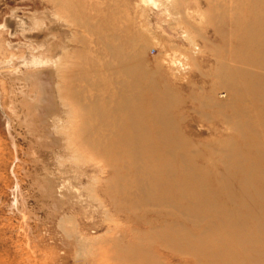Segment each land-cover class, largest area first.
Listing matches in <instances>:
<instances>
[{"label":"rangeland","instance_id":"1","mask_svg":"<svg viewBox=\"0 0 264 264\" xmlns=\"http://www.w3.org/2000/svg\"><path fill=\"white\" fill-rule=\"evenodd\" d=\"M156 1L0 0V264H264V0ZM27 11L61 48L22 120Z\"/></svg>","mask_w":264,"mask_h":264},{"label":"bare ground","instance_id":"2","mask_svg":"<svg viewBox=\"0 0 264 264\" xmlns=\"http://www.w3.org/2000/svg\"><path fill=\"white\" fill-rule=\"evenodd\" d=\"M150 1L154 2L156 5L158 3L156 0H150ZM66 6L67 5L65 3L57 1V3L54 5V9L57 12L67 16V18L71 19L77 26L84 27L82 22L76 16L72 15L71 13H69L67 11ZM15 13H16V11H15ZM25 14L32 21L33 26L36 27L35 29H37V30L39 29V30L38 31H36L35 29H34L35 31L27 30V31H24L25 33L22 31L24 33V36L26 37V40H27V42L25 41L26 44L29 46L31 44H34L33 46L29 47L28 55L22 59V61H24V63L27 65L26 71L22 72L21 74H19L17 76L18 78L23 79L25 82V87L22 89V93H21L22 94V100L21 101H22V105H23V114H22V116H20V118L22 120H25L28 117H30V119H31L36 115V109L33 107L34 109L31 110L30 105L31 104L35 105L36 102L39 101V96H40V90H39L40 84H39V81H38L37 76H36L37 69L38 68H40V69L46 68V67L47 68L48 67H57L56 66L57 65V51H58L57 49L61 48L60 43H59V41H60L59 39H61V38L58 36V34H55L54 32H52L48 28L49 25L53 24V21L51 19H49L47 15H45V17H41L37 13H33L32 11H27ZM43 14H45V13H43ZM14 16H16V15L13 14L12 17H14ZM6 22H7L8 26L13 25V23L15 22L16 23L15 26L18 25V28L22 27L21 28L22 30L25 27V20L22 17L16 16V19L14 20V22L11 19H7ZM29 26H31V25L29 24ZM43 26L45 27L44 30H42ZM15 28H14V33H16ZM50 28H52V27H50ZM29 29H30V27H29ZM40 30H42L41 33H40ZM16 31H17V29H16ZM18 32H21V31H18ZM95 33H97V32H95ZM97 39L98 38L96 37V40ZM32 42H34V43H32ZM16 45L17 44H14L13 46H16ZM94 47H95V45H94ZM126 47H127V45H126ZM126 47L124 45V48H126ZM124 48H123V46L117 47V46L110 45L107 47V49L104 50V52L101 51V49H100L95 55L98 58V60H100V61H102V59H104L103 64H104V67L108 68V72H109V68H111V66H113L115 62L123 63L121 66V71H123V73L124 74L126 73L125 75H127L130 71L128 69H132V68L127 67L128 68L127 69L125 67L126 64H124V62L126 61L127 54H126ZM75 54H77V51ZM108 55H110V59L109 58L106 59V57ZM1 63L2 62L0 61V64ZM73 67H75V66H73ZM133 69H136V68H133ZM137 69L139 70L141 68L138 66ZM57 70H58V78H59L58 92H60L63 87L67 86L66 91H65L66 95L74 101L75 105H81V102L83 100V97L81 94V87H82L81 86V82H82L81 79H82V77H80L77 73L65 74L62 71L59 72V70H60L59 68ZM111 74L113 75L112 71H111ZM115 78H116V76H115ZM122 79H123V77H122ZM120 81L112 80L111 81V87L113 89H115V88L122 89V87H124V85L126 83L120 82ZM15 114H16V112H15ZM25 122H27V121H25ZM34 123H35V120H34ZM29 129H31V128L29 127ZM39 135H40V133H39Z\"/></svg>","mask_w":264,"mask_h":264}]
</instances>
